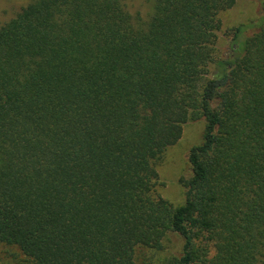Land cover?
Here are the masks:
<instances>
[{
  "label": "trees",
  "instance_id": "obj_1",
  "mask_svg": "<svg viewBox=\"0 0 264 264\" xmlns=\"http://www.w3.org/2000/svg\"><path fill=\"white\" fill-rule=\"evenodd\" d=\"M237 3L29 0L0 20V264H264V0L225 30ZM199 121L175 205L158 168Z\"/></svg>",
  "mask_w": 264,
  "mask_h": 264
},
{
  "label": "rangeland",
  "instance_id": "obj_2",
  "mask_svg": "<svg viewBox=\"0 0 264 264\" xmlns=\"http://www.w3.org/2000/svg\"><path fill=\"white\" fill-rule=\"evenodd\" d=\"M261 1L262 0H238L237 5L224 16V29H230L256 19L261 13ZM28 2L29 0H15L14 2L5 1L0 7V20H7L11 16L13 10H16L17 7L27 4ZM204 128V121H199L187 126L184 129L183 139L167 151L161 167L158 168L161 182L158 191L163 197L167 198L175 205H181L185 200V197L182 195L184 188L179 180L182 174L185 173L184 160L186 159V153L191 147L202 143ZM171 239L172 241L167 242L169 247H172L175 241L174 238Z\"/></svg>",
  "mask_w": 264,
  "mask_h": 264
}]
</instances>
